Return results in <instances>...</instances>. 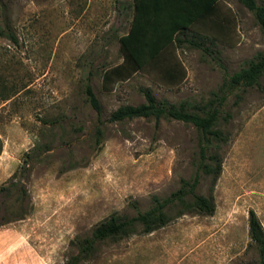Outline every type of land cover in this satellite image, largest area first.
<instances>
[{
  "label": "rangeland",
  "instance_id": "obj_1",
  "mask_svg": "<svg viewBox=\"0 0 264 264\" xmlns=\"http://www.w3.org/2000/svg\"><path fill=\"white\" fill-rule=\"evenodd\" d=\"M133 14L134 0H0V186L15 173L23 179L28 163L33 204L0 228V264H65L76 237L112 213L135 215L134 202L149 209L154 195L165 198L196 174V192L215 201L212 215L191 210L151 233L106 240L83 264H258L249 212L264 228V75L234 92L224 85L264 53V33L239 0H219L218 26L199 23L170 47L183 80L147 67L104 90L103 72L123 60L119 38ZM145 91L191 112L217 107L215 128L227 139L205 140L177 119L110 121L119 106L145 102ZM205 144L222 161L213 187L200 168Z\"/></svg>",
  "mask_w": 264,
  "mask_h": 264
},
{
  "label": "trees",
  "instance_id": "obj_2",
  "mask_svg": "<svg viewBox=\"0 0 264 264\" xmlns=\"http://www.w3.org/2000/svg\"><path fill=\"white\" fill-rule=\"evenodd\" d=\"M219 0H134V14L127 33L119 38L123 60L107 67L103 72L102 86L110 90L111 85L119 80L127 79L137 71L147 67L157 68L162 76L171 82H179L185 77V70L178 59L170 60L167 56L170 47L179 40L181 31L192 29L199 23L216 20ZM251 10L264 33V4L257 0H239ZM13 41H17L14 35ZM264 75V53L251 60L240 70L229 75L224 90L234 92L239 88H248L259 83ZM84 92L87 101L96 111L99 120L102 115V105L91 84L86 82ZM145 102L138 105L125 104L119 106L110 114L111 122H123L138 117H154L177 119L194 124L207 140L212 135L220 141L227 138L215 128L220 115L217 107L210 108L202 114L188 111L183 105L160 103L150 91H145ZM225 95V92L224 94ZM223 98H226V96ZM102 136V131L97 128ZM100 139V137H98ZM2 141L0 138V153ZM200 168L212 175V187L216 184L222 170V161L217 153H208L207 145L199 150ZM212 161V162H211ZM29 165L21 167L23 179H12L8 184L0 186V228L24 219L32 211L27 179ZM199 174L191 179H182L180 187L165 198L156 195L152 198V206L147 210H139L134 202L137 213L133 216H121L112 213L99 222L90 235L76 237L71 241L76 252L71 254L65 264H83L97 253L98 244L106 240H119L135 234H148L157 230L187 211L196 210L212 215L215 211V201L212 196L206 197L196 192ZM249 232L251 241L259 252L258 264H264V228L254 210L249 212Z\"/></svg>",
  "mask_w": 264,
  "mask_h": 264
}]
</instances>
